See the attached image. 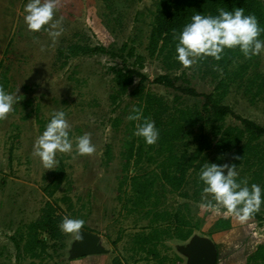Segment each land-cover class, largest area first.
Returning a JSON list of instances; mask_svg holds the SVG:
<instances>
[{"label":"rangeland","instance_id":"obj_1","mask_svg":"<svg viewBox=\"0 0 264 264\" xmlns=\"http://www.w3.org/2000/svg\"><path fill=\"white\" fill-rule=\"evenodd\" d=\"M28 2L0 0V87L14 99L13 110L0 119V264H116L117 261L119 264H188L184 252L187 240L169 237L152 246L151 253L139 249L136 235L150 231L153 216L147 215L148 208L135 206L137 195L132 191L131 181L136 174L155 178L159 210L175 212L181 207L190 212L194 225L199 224L194 234L216 243L217 264H245L264 242V221L254 217L240 221L222 208L204 207L202 197L195 201L181 195L185 190L173 191L159 176L164 156L156 145L145 152L139 165L134 159L129 165L127 152L134 130L127 117L139 101L124 96L123 106L129 104V109L123 113L117 128L112 124L121 112L112 99L117 88L113 68L121 66L122 57L112 53L74 55L70 51L73 44L104 45L119 54L120 48L127 44L126 55L134 47L135 54L145 58L143 72L149 78L145 92L162 96L173 105L176 91L155 81L167 72L163 62L151 57L147 50L155 0H58L54 18L62 20V31L55 38L44 28L39 32L27 29L24 8ZM134 60L135 57L130 58L128 63ZM253 66L256 67L240 82H233L224 90L222 102L237 114L264 126V93L254 97L257 87H250L248 81L257 74L259 80L264 76V52L253 56ZM183 71L199 92H216L217 80L197 58L196 63L171 74L182 75ZM183 102L184 106L202 107L203 98L184 96ZM56 111L66 114L73 141L76 136L88 133L96 150L84 156L76 155L75 147L72 153H57L54 168L46 169L33 154V145ZM226 124L241 123L229 116ZM200 131L198 125L192 134L198 136ZM197 139L190 138V144L179 146L178 150L186 148L187 157L193 156ZM207 154L208 163L202 166L225 165L223 171L227 175L231 154L220 165L214 148ZM60 180V186L55 189ZM186 189L194 191L191 184ZM155 199L156 195L150 200L151 205ZM48 200L56 201L65 217L82 219L81 236L92 232L106 251L76 257L73 252L80 239L75 233L63 232L61 238L49 241L42 257L19 259L13 237L40 216ZM187 202L189 207L184 206ZM226 218L231 228L221 229L216 225Z\"/></svg>","mask_w":264,"mask_h":264},{"label":"trees","instance_id":"obj_2","mask_svg":"<svg viewBox=\"0 0 264 264\" xmlns=\"http://www.w3.org/2000/svg\"><path fill=\"white\" fill-rule=\"evenodd\" d=\"M155 14L149 44L147 50L151 57L161 59L166 73L159 75L155 81L175 92L173 105L164 97L145 92L148 76L143 72L144 56L136 55L135 48L131 47L124 54L128 45L120 48L119 54L111 52L106 46L94 47L73 44L70 51L74 55L80 54H109L120 56L123 59L121 66L114 67L116 90L112 94L113 103L121 112L113 119V128H117L122 115L129 109V104L123 106L124 96L130 101H139L137 108L142 109V117H147L155 122L159 130L156 143L149 145L143 142V138L134 136L128 149V164L134 159L139 165L145 156V152L154 145L163 154L161 162L162 172L159 176L166 181L173 191H183L182 196L187 199L198 201L202 197L203 182L199 181V172L204 163H208V151L213 148L217 154V161L223 164L227 155L231 154L229 168L239 171L235 177L237 183L247 180L249 187L258 184L264 192V126L254 120L237 114L231 106L223 104L222 99L225 89L233 82L241 79L253 69V56L245 58L236 49H225L220 60L211 56L197 57L200 64L205 65L208 73L217 80L216 92L202 93L190 84L185 71L182 75L172 76L171 72L180 70L183 66L175 59V47L178 43V33L183 26L191 22L195 14L218 16L221 9L233 11L235 8H243L245 15H254L260 28L264 29V0H155ZM176 33V38L173 34ZM259 39L264 40V31ZM135 57L132 64L130 58ZM138 78V82H137ZM257 74L251 76L248 81L256 86L253 96H262L264 93V76ZM183 80L182 84L177 82ZM248 88L250 90L251 88ZM184 96L202 97L203 105L194 104L192 107L184 106ZM231 116L241 124H226ZM208 124H205V122ZM133 130L136 121H131ZM201 131L198 136L193 135L196 126ZM212 136V137H210ZM198 137L195 142L198 147L193 156L187 157V149L181 152L179 146L190 144V138ZM180 152V153H178ZM225 157V158H224ZM193 168L194 172L189 173ZM191 177V178H190ZM155 178L145 174H136L131 181L132 191L137 195L135 206L148 208L147 215L153 216L149 227L150 231L136 235V243L144 252H153V247L166 238L188 240L197 229L199 224L194 225L190 212L183 211L179 207L177 211L159 210L156 206L159 197L154 192ZM61 180L55 185L60 186ZM194 188L193 193L186 189V185ZM156 195L155 202L151 205L150 200ZM154 206V207H153ZM185 207H189L187 202ZM56 201L48 200L42 209L40 216L25 225V230L20 231L13 237L18 250V257L24 256L33 259L42 257L48 250L49 241H54L63 236L59 228L60 222L65 215ZM250 217L264 221V203L258 211ZM220 228H231L229 219L216 222ZM214 232V231H213ZM44 235H46L44 237ZM116 264H119L118 261ZM245 264H264V242L259 244L256 250L248 257Z\"/></svg>","mask_w":264,"mask_h":264},{"label":"clouds","instance_id":"obj_3","mask_svg":"<svg viewBox=\"0 0 264 264\" xmlns=\"http://www.w3.org/2000/svg\"><path fill=\"white\" fill-rule=\"evenodd\" d=\"M58 0H29L24 8V23L31 32H39L42 28L53 38L61 34V19H55ZM47 26V27H45ZM257 18L245 15L243 8L233 11L220 10L218 16L195 14L191 22L183 26L178 33V43L175 47V59L184 67L196 63L197 57L211 56L220 60L225 49H236L245 58L258 56L264 52V40L259 39L261 32ZM176 38V33L173 34ZM13 95L0 87V119L13 110ZM136 121L133 135L143 138L146 144L156 143L159 130L155 122L142 117V109L133 107L127 117ZM71 127L63 111L53 113L44 131L33 145V154L40 158L46 169L54 168L57 163V153H72L75 147L76 155H91L96 146L88 133L70 138ZM225 165L206 164L199 172V181L203 182L202 200L204 207L224 209L226 213L236 216L240 221L247 220L264 203V192L258 184L250 187L247 180L237 183L238 175L234 168H229L224 174ZM206 194V196L204 195ZM210 197V199L206 198ZM213 201L215 203H213ZM82 219L64 217L59 224L61 231L75 233L81 238Z\"/></svg>","mask_w":264,"mask_h":264},{"label":"water","instance_id":"obj_4","mask_svg":"<svg viewBox=\"0 0 264 264\" xmlns=\"http://www.w3.org/2000/svg\"><path fill=\"white\" fill-rule=\"evenodd\" d=\"M187 241L184 252L188 256V264H217L218 247L213 240L193 234ZM105 251L98 244V236L87 231L82 234L73 253L76 257H83Z\"/></svg>","mask_w":264,"mask_h":264}]
</instances>
